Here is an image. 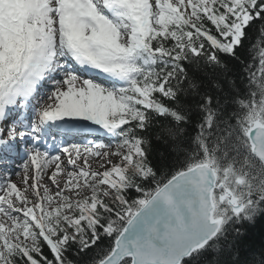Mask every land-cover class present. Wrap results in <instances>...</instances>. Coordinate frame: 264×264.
I'll use <instances>...</instances> for the list:
<instances>
[{"label": "snow or ice", "instance_id": "snow-or-ice-1", "mask_svg": "<svg viewBox=\"0 0 264 264\" xmlns=\"http://www.w3.org/2000/svg\"><path fill=\"white\" fill-rule=\"evenodd\" d=\"M251 28L264 42V0H0V264H264L238 227L264 218V189L225 193L219 101L195 75L226 79L229 57L264 92V47L258 68L239 51ZM154 126L174 167L151 159Z\"/></svg>", "mask_w": 264, "mask_h": 264}, {"label": "trees", "instance_id": "trees-1", "mask_svg": "<svg viewBox=\"0 0 264 264\" xmlns=\"http://www.w3.org/2000/svg\"><path fill=\"white\" fill-rule=\"evenodd\" d=\"M258 23V22H256ZM248 32L247 38L243 42V47L239 50L241 58L245 63L253 61L255 67L258 68L259 51L264 47V42L260 39V34L255 28L246 30ZM251 48L253 55H249ZM228 65V77L221 79L222 74L219 71H213L211 68L204 67L201 72L195 73L197 79L201 81V93L210 94L214 100L219 103L214 104L217 115L212 122V130L207 133V146L215 161V168L219 173H223L229 167L242 172V178L246 183V189H241V194L251 192L257 194L264 189V175L261 164L257 163V159L252 155L249 145V140L246 136L247 131L252 124L260 120L264 122V92L259 93L255 97L247 95L248 90L245 88V73L242 71V66L229 57L222 56ZM234 78L235 85H229L227 79ZM221 79L223 89L217 91L212 87L214 80ZM241 100L243 105H241ZM193 106L192 123L188 125V135L183 138V143L187 148H192L191 136L195 131L192 127L199 119V114L196 113L195 105L202 101L199 99L189 98L187 101ZM251 117V119H249ZM247 121V131L244 122ZM163 123V121H161ZM160 133L161 140L156 139V134ZM152 136V152L151 159L154 164L174 167L180 154L174 155L169 149L171 142L167 141V137L159 128L153 127L150 130ZM245 173V174H243ZM223 179L228 185L234 187V179L228 174H223ZM244 233L242 241L251 244L256 250L264 244V218H257L255 223L238 225ZM244 257H242L243 259ZM206 260L211 261L213 254L209 252L205 257ZM220 264H235L232 254L225 250L218 257Z\"/></svg>", "mask_w": 264, "mask_h": 264}, {"label": "water", "instance_id": "water-1", "mask_svg": "<svg viewBox=\"0 0 264 264\" xmlns=\"http://www.w3.org/2000/svg\"><path fill=\"white\" fill-rule=\"evenodd\" d=\"M261 133H264V125L256 123L255 127L250 131L249 137L252 142L253 151L264 160V147H258V143L254 140V137L261 135ZM259 143H264V141ZM226 194H230L228 190H226Z\"/></svg>", "mask_w": 264, "mask_h": 264}, {"label": "bare ground", "instance_id": "bare-ground-1", "mask_svg": "<svg viewBox=\"0 0 264 264\" xmlns=\"http://www.w3.org/2000/svg\"><path fill=\"white\" fill-rule=\"evenodd\" d=\"M16 179H18V177H15Z\"/></svg>", "mask_w": 264, "mask_h": 264}]
</instances>
